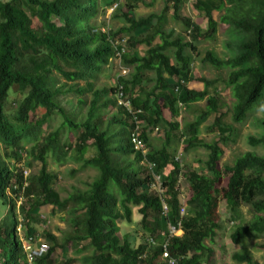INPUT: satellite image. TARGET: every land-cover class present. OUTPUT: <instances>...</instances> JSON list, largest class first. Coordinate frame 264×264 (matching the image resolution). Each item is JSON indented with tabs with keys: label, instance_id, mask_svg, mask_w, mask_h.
<instances>
[{
	"label": "trees",
	"instance_id": "obj_1",
	"mask_svg": "<svg viewBox=\"0 0 264 264\" xmlns=\"http://www.w3.org/2000/svg\"><path fill=\"white\" fill-rule=\"evenodd\" d=\"M162 1L160 14L137 18L134 12L141 0H127L112 16L120 23L113 32L101 31L94 20L101 7L111 8L119 0L0 1V264H53L50 257L57 248L59 255L90 249L82 264H168L164 251L178 264H205L212 254L206 242L213 243L220 229L212 212L222 176L221 146L234 130L222 121L219 102L210 96L216 82L191 76L195 48L163 28L164 15L171 12L172 19L197 40L212 41L217 28H226L228 56L219 59L208 51L202 63L229 70L232 120L240 124L264 97V0H193V8L206 22L203 30L181 15L190 0ZM33 21L41 25L40 34L32 28ZM139 45H146L142 56L136 51ZM114 58L121 67L116 88L96 87L95 80ZM125 69L132 72L122 75ZM205 98L207 107L198 110L184 129L170 120L179 107ZM38 109L44 114L31 121ZM211 115L207 129L217 138L207 143L199 131ZM51 116L60 118L59 127L44 134L41 127ZM258 124L263 132L249 136L247 142L264 149V120ZM154 129L164 132L160 148L149 142ZM61 130L71 132L75 142H61ZM179 135L185 143L183 153L206 152V159L198 162L201 172L182 173L180 160L171 151ZM132 137L141 141L144 152L135 149ZM69 150L82 167L95 169L97 175L86 190H75L62 200L53 189L56 175L46 170L47 157L62 161ZM26 156L41 164L37 175L24 176ZM166 171L157 192L156 176ZM224 172L228 221L236 223L231 243L238 246L253 235L264 236V155L243 153ZM180 177L189 183L185 215L179 213ZM243 206L252 212L246 223ZM41 209L67 210L72 231L56 244L43 230L52 246L34 256L23 241L29 245L38 235L33 214ZM132 209L143 233L137 247L117 225L119 210L130 222ZM168 224L182 235L168 238ZM80 243L85 246L80 248ZM232 260L257 264L244 252L235 253Z\"/></svg>",
	"mask_w": 264,
	"mask_h": 264
},
{
	"label": "rangeland",
	"instance_id": "obj_2",
	"mask_svg": "<svg viewBox=\"0 0 264 264\" xmlns=\"http://www.w3.org/2000/svg\"><path fill=\"white\" fill-rule=\"evenodd\" d=\"M5 2L6 0H0ZM127 0H119V4L109 7L100 8L98 15L96 16L94 22L96 26L101 31H107L112 29L113 32L120 23L117 20H113L112 16L117 10L124 5ZM193 0L188 1L182 9L181 15L188 17L191 21L199 25L202 30L206 28V22L203 20L202 15L199 14L193 8ZM164 7V2L162 0H141L137 4L135 10V16L137 18L147 17L149 14H160ZM112 19V20H111ZM32 28L40 34L42 32V27L33 21ZM163 28L171 33L172 36L183 38L184 42H191L192 46L195 48L194 51H191L192 55V64H191V76L196 78H204L206 80H214L213 88L210 92V96L215 97L218 100L219 111L218 114H223V122L228 126L233 128V135L230 137L229 142L221 146L222 156L219 159L218 169L221 173V181L218 185L219 193L215 198V208L212 212V220L220 225V229L215 233L213 243L209 244L206 242V245L212 250V254L209 255V258L205 260V264H237L232 260V256L238 252H244L249 254L257 264H264V236H251L245 240L242 244L236 246L230 241V234L233 232L236 223L229 222V212L226 209V203L224 199V194L226 193L227 179L228 175L224 172L225 167L232 166L235 159L246 152H255L257 155H264V149L262 147H251L249 146L247 139L249 136H259L263 129L259 126L258 121L264 120V97L262 101L257 105L254 111L245 118V120L237 124L232 120V103L233 98L231 95V90L226 86V81L228 77V69H215L208 64L202 63V58L205 56L206 52L213 53L219 59H225L228 56L226 49V44L230 38L229 34L225 31V27L217 28V32L212 41L197 40L193 38L191 31H186L182 24L174 21L171 17V12H168L164 15ZM139 39V38H138ZM146 48V45H139L137 48L138 55H143V50ZM190 54V52H189ZM118 59H112L111 64L106 68L102 75L98 76L94 82L96 87H108L114 91L115 81L117 77H120L121 67L119 65ZM127 74L132 72L131 69H126ZM127 76V75H126ZM125 76V77H126ZM148 76H152L149 74ZM61 83L65 81L59 78ZM80 85H83L81 83ZM152 83L149 84L148 89L152 87ZM191 87H196V84L192 83ZM111 91V92H112ZM14 98V97H13ZM11 99V98H10ZM75 101V99H73ZM208 105L207 98L204 100L193 103L188 107H179L176 118L170 119L172 122H177L181 129H184L183 126L187 122L194 121L197 117L198 110L206 108ZM44 114V110L38 109L31 114V121L35 117L39 118ZM214 116H210L207 121L200 127L199 136L204 139L205 142L209 143L216 139L217 137L214 133H209L207 127L212 123ZM60 118L57 116H51L48 122L41 127V130L44 134H49L59 127ZM163 134L164 132L161 129L153 130L149 133V142L152 146L160 148L163 144ZM180 141L175 143L171 151L174 152L175 157L179 158L180 165L182 167V173L186 171L201 172V165L198 164L200 161L206 159V152L203 150H193L188 153H183L182 148L185 145L183 137L178 136ZM60 141L63 143H74V137L71 132L61 130ZM26 149L31 147L30 144L25 146ZM24 176L37 175L41 164L34 160L32 157H25L24 159ZM46 170L50 173L56 175V181L53 185V189L59 194L62 200L66 199L69 194L73 193L75 190H86L88 185L94 180L97 175L95 169L90 167H82V162L77 161L74 158V151L69 150L66 159L62 161H57L55 158L49 156L47 157ZM164 172L161 176H156V185L154 190L158 192V186L162 181V178L166 174ZM179 192H180V203L186 205V201L190 197L189 193V183L185 178L180 177L178 181ZM154 191V192H155ZM22 201L17 202L16 208L21 205ZM241 212L243 215V222L246 223L251 217L252 212L247 206L241 207ZM1 212V211H0ZM121 214V219L118 221L117 225L121 235H129V241L132 243V246L137 247L142 241V227L140 225V217L136 214V210L132 209V215L130 222H127L124 219V214L119 210ZM33 218L36 217L35 228L38 232V235L32 237V241L28 245L23 241V246L26 251L29 250L31 254L34 252L39 253L40 249L48 250L52 246L51 241L43 236V230L48 231L55 239L56 244H61L62 241L71 234V225L69 223V218L67 215V210L64 213H58L47 211L46 209H41L36 214H33ZM2 217H0V222ZM21 221L22 218L20 217ZM39 220V221H38ZM18 236L22 234V231L17 228L16 230ZM178 236L182 235L181 231L177 232ZM85 246V243H80V248ZM60 249H56L53 254H51L50 259L53 264H82L81 258L91 253L90 249L83 250L78 253L75 251H68L66 254L59 255ZM67 262V263H66Z\"/></svg>",
	"mask_w": 264,
	"mask_h": 264
},
{
	"label": "built area",
	"instance_id": "obj_3",
	"mask_svg": "<svg viewBox=\"0 0 264 264\" xmlns=\"http://www.w3.org/2000/svg\"><path fill=\"white\" fill-rule=\"evenodd\" d=\"M125 71H126V69L125 70H122V75H125L126 74ZM125 105L128 106L127 103ZM131 142L134 145V147H135L136 150H142L144 152L143 145H142L141 141H139L136 138L132 137ZM163 208H164V211L167 212V209H166V206L165 205L163 206ZM185 212H186L185 205H182L179 213H180V215H185ZM178 226H179V224H178ZM167 231H168V238L175 237V236L177 237L178 236L177 235V232L179 231V229L176 226H173V225L168 224ZM165 248L166 247L164 246V250H165ZM42 253H45V250L44 249H40V252L39 253L36 254V252H34L31 255L39 256ZM162 256H163L164 259L168 260V264H178V262L176 260L169 258V255H168V253L166 251L163 252V255Z\"/></svg>",
	"mask_w": 264,
	"mask_h": 264
},
{
	"label": "clouds",
	"instance_id": "obj_4",
	"mask_svg": "<svg viewBox=\"0 0 264 264\" xmlns=\"http://www.w3.org/2000/svg\"><path fill=\"white\" fill-rule=\"evenodd\" d=\"M154 130H158V129H154ZM179 227H180V224H179ZM179 229V228H178ZM179 231H181L180 229H179ZM178 237V236H177Z\"/></svg>",
	"mask_w": 264,
	"mask_h": 264
}]
</instances>
